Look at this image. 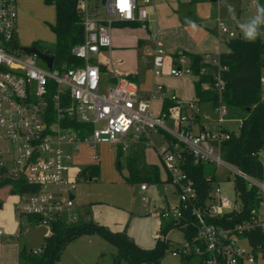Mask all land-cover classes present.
Returning a JSON list of instances; mask_svg holds the SVG:
<instances>
[{"label": "built area", "instance_id": "1", "mask_svg": "<svg viewBox=\"0 0 264 264\" xmlns=\"http://www.w3.org/2000/svg\"><path fill=\"white\" fill-rule=\"evenodd\" d=\"M149 1L103 0L104 13L111 18L101 19L90 15L87 0H78L83 35L70 52L81 62L57 66L52 60L48 68L45 63L37 64L42 59L35 53L15 44L16 0H0V176L29 185L27 190L12 187L11 193L18 195L16 227L45 223V237L52 234L53 221L68 224L84 218L73 204L79 168L69 163L80 142L92 148L108 143L125 151L151 145L165 173L164 181L176 197L173 204L166 201L158 214L183 232L182 242L170 244V254L184 264H264L262 244L250 238L252 231L264 235V165L260 160L259 174H251L223 157L222 143L233 132L222 126L224 104L210 107L215 114L213 126L204 127L198 120L201 104L196 98H181L155 80L163 68L169 75H193L187 56L177 53L169 58L161 46L154 45L150 58L153 80L146 91L124 76L103 85V72L97 62L90 61L102 46H109L111 20L146 25ZM215 22L220 34L235 36L218 17ZM150 38L156 40L153 34ZM201 59L206 65L197 74L211 73L221 88L225 65L217 54L204 53ZM260 82L264 85L263 77ZM155 98L160 101L158 111L150 107ZM164 98L170 101L167 106L162 104ZM73 119L77 126L71 124ZM151 132L161 134L160 144L154 143ZM262 149L254 152L258 158ZM185 155L192 164L202 163L211 170L203 175L204 188L185 172ZM219 169L231 177L233 198L216 184ZM138 187L144 190L147 184L142 181ZM27 215L36 219H27ZM189 225L191 234L186 232ZM5 232L0 226V235ZM10 232L17 235L19 230ZM164 237L163 233L162 240L167 241ZM30 251L39 253L40 246Z\"/></svg>", "mask_w": 264, "mask_h": 264}, {"label": "rangeland", "instance_id": "2", "mask_svg": "<svg viewBox=\"0 0 264 264\" xmlns=\"http://www.w3.org/2000/svg\"><path fill=\"white\" fill-rule=\"evenodd\" d=\"M17 1L18 10H22L17 17V26L24 37H29V40H23L20 36L19 41H36L42 44L52 43L53 34L49 29V23L54 20L53 5L45 3L43 0ZM246 1L215 0L214 4L210 2L211 7L204 5L201 15L212 19L210 23L214 22L213 18L215 16H218L225 22L227 27H231L236 33L240 32L244 38L238 23H245L257 11L253 13L252 6L254 4L250 2L251 9L247 8L244 11L243 8L246 7ZM87 2L89 3V13L92 17L111 18L110 15L104 13L102 4H98L97 0H87ZM255 4L256 7L257 5L264 6V2L258 1ZM229 6L235 11V20L231 18L228 10ZM110 25L113 27L111 29L110 63H108L112 70L116 72L115 77L125 76V73L135 71L139 87L145 90L150 88L153 79L151 67L146 58L148 50L133 45H126V43L133 41V35H136L135 33L138 32V29L125 28L124 25L126 24L116 20H111ZM235 25L238 26L237 29ZM260 37L264 40V34ZM122 43H125V45H121ZM163 50L166 51L164 48ZM93 57L95 59L98 57L107 58V51L96 53ZM37 64L44 66L42 60H37ZM261 77L264 78V75L262 74ZM131 80L133 79L131 78ZM155 80L158 82L163 81L162 83L173 88L180 97L193 96L191 88L192 77L190 75L184 77L168 75L166 70L163 69L162 76L155 77ZM261 88V94L264 96V85ZM203 105H208L207 107L209 108L200 105L199 119H202L203 125L212 127L215 114L210 111L208 103ZM150 107L158 111L160 101L156 98L152 99ZM225 111L226 113L223 117L226 120L222 123V126L236 133L244 111L237 106H225ZM150 136L156 145L161 141L160 136L157 134L151 132ZM117 152H120L118 156L122 162L120 166L115 165ZM124 153H126L125 150L118 151L114 145L108 143H99L94 148L88 142L82 141L78 144L69 163L81 169L80 172L86 166L96 165L97 173L89 179L88 173L85 172L84 175H81L76 180L73 189V204L80 205V210L86 212L85 214H80L76 207L75 211L82 216L87 215L94 224L105 228L107 231L120 232L127 235L141 248H157L164 233V238L167 240L166 246L159 255L157 264H184L177 256L171 255L169 249L171 243L183 241L182 229L176 226L165 228V221L160 218L157 211L159 208L166 206V201L168 204H173L176 197L172 194L171 186L164 181L165 173L156 152L151 145L144 146V161H142L144 170L148 169L147 166L149 164H154L157 167L158 180H144L147 184V189L142 193L138 191V181L130 182L126 179L127 169L124 165ZM94 154L96 155L95 157H93ZM259 158L264 165V149L260 150ZM215 181L222 193L228 198L234 197L233 182L231 177L226 178V172L221 169L217 170ZM10 189L8 184L0 187V225L5 227L7 231L14 225L15 215L13 210L18 200L16 193H9ZM141 195L145 196L146 199L143 200ZM143 202L144 204H142ZM25 229L27 231L24 232ZM46 229L45 223H40L36 226L20 224V231L16 237L10 238L11 240L9 241L0 239V262L5 264L12 262L14 264H31L28 261L17 258L15 249L22 245L26 248L38 247L42 243ZM115 254L116 248L114 244L102 233L97 230L82 231L63 243L52 264H128L122 257L116 259ZM133 264L145 263L139 261Z\"/></svg>", "mask_w": 264, "mask_h": 264}, {"label": "trees", "instance_id": "3", "mask_svg": "<svg viewBox=\"0 0 264 264\" xmlns=\"http://www.w3.org/2000/svg\"><path fill=\"white\" fill-rule=\"evenodd\" d=\"M43 1L52 4L54 7V22L49 24V28L54 34V41L49 44L35 41L32 45L51 54L53 63L57 66L79 64L80 59L70 52L71 46L79 42L83 35L82 14L79 10L78 0ZM258 1L264 2V0ZM223 42L226 49L217 53L220 64L225 65L220 73L221 88L215 83L211 73L197 74L199 68L206 65L202 61L201 55L182 50L175 54H185L189 60L192 74L196 75L195 80L192 81L194 98L201 103H208L210 107L222 103L225 106L240 107L244 111L238 131L236 133L231 132L230 136L223 141L222 155L226 160L246 172L259 174L261 163L254 152L264 146V98H261L262 84L260 82L261 75H264V41L258 38L255 42H249L245 38L235 35L224 38ZM100 69H105L102 64ZM126 77L132 78L130 74H126ZM162 104L167 106L170 101L164 98ZM71 124L78 125L74 119L71 120ZM119 155L120 152H117L116 157L118 158ZM184 160L185 172L200 189L204 188L203 175L207 172L211 173V170L202 163L192 164L187 155H185ZM125 167L127 169V181L158 180L157 167L154 164H149L148 169L144 170L140 149H135L125 155ZM85 172L88 173V176H93L97 173V166H86L82 170V175ZM4 184L19 190L29 188V185L20 179L11 180L0 176V187ZM237 184L241 187L238 181ZM243 198H245L244 194H242ZM26 218L36 219L32 218L31 215H27ZM172 226L173 224L170 222L165 223L167 229ZM51 227L53 232L50 236L43 237L39 253H32L25 250L24 247H20L17 251L18 258L31 264H52L65 241L77 233L89 230H97L109 239L116 248V259L122 257L128 264L139 261H143L145 264H157L159 262L158 257L166 246V241L161 240L157 248H141L127 235L107 231L91 220L82 217H78L77 220L68 224L56 220L51 222ZM192 231L193 227L189 225L186 228L187 234H191ZM250 238L252 241L260 242L264 249V235L262 233L252 231Z\"/></svg>", "mask_w": 264, "mask_h": 264}, {"label": "crops", "instance_id": "4", "mask_svg": "<svg viewBox=\"0 0 264 264\" xmlns=\"http://www.w3.org/2000/svg\"><path fill=\"white\" fill-rule=\"evenodd\" d=\"M210 2H212V4H214L215 0H150L149 3L147 4V7H146L147 8V15H146V25L144 27H141L139 25V22H137V21H118V20H116V21L126 24V25H124L125 28H131L133 30L138 29V32L135 33L136 35H133V41L126 43V45H131V46L133 45L135 47H141L145 50H148L146 58L148 60V63L150 64L149 66L151 67L150 69H151V75H152V66H151L150 58H151V54H152L151 49L154 45H158V46H161L162 48H164L166 50L165 52L169 58H173L175 56V53L178 50H182V51L189 52V53L199 54L202 56L204 53L217 54L218 52L226 49V47L224 48L225 44L223 42V39L227 38V37L224 34H220L216 28V22L215 21H216V17H218V16H215L213 18L214 22L210 23L212 19H210L208 17H203L201 15V10L204 8L205 4L209 5V7H211ZM97 3L102 4L103 2L101 3V0H97ZM247 8L251 9V6H250L248 0L246 1V7L243 8L244 11H246ZM252 10H253V13L257 10L256 4H254L252 6ZM21 11L22 10H18V1L16 0L15 35H16V44L18 47L22 46V45H32L33 42H35V41L28 42V41H22V40L19 41L20 36L23 40H29V37L26 38V37H24V35L22 33H20L19 27L17 26V17L19 16V13ZM99 18H101V17H99ZM219 19L222 20L221 18H219ZM53 22H54V20H53ZM49 24H51V23H49ZM193 25H195V27H193ZM112 27H113L112 25H109V32H110V44H109V46H102L99 49V51L97 52V53H99V52L107 51V58L98 57L95 59L94 57L92 58V56L94 54L90 57L91 61L97 62L99 67L102 64L103 67L105 68V69L101 70L103 72V78H102L103 85L105 83L112 82L115 79V76L113 74L116 73L112 70V68L109 65V63H110L109 62V54H110V48L112 46L111 45L112 44V41H111V37H112L111 29H112ZM227 28L234 31L231 27H227ZM235 28L237 29L238 26L235 25ZM238 33H239V36L242 37L240 32H237V33L235 32V35H237ZM52 34H53V32H52ZM151 34L155 35V37H156L155 41L150 38ZM259 38H261V37H259ZM53 41H54V34H53ZM262 41H264V40L262 39ZM121 45H125V43H122ZM42 52H44V51H42ZM45 53H47V52H45ZM47 54H49V53H47ZM126 74H130L132 79L134 80V82H136V84H137V81H136L137 80V74L135 71L125 73L124 77H126ZM160 75L162 76V74H160ZM160 75H158V76H160ZM158 76H156V77H158ZM190 76L192 77V81L195 80V78H196L195 76H193V75H190ZM180 77H184V76H180ZM152 79H153V76H152ZM151 83H152V81H151ZM162 84L164 86H166L164 83H162ZM192 85H193V83H191V88H192V93H193V86ZM137 87L140 91H146L147 90V89L145 90L144 88L143 89L140 88L138 84H137ZM166 87L175 93L173 88L168 87V86H166ZM193 95H194V93H193ZM192 97L193 96L185 97L184 99H188V98H192ZM181 98H183V97H181ZM261 98H264V96L262 94H261ZM200 104L203 107L206 106V105H203V104H205V102H202V103L200 102ZM207 108H209V107H207ZM198 120L202 126L207 127V126L203 125L201 118L199 119V117H198ZM209 127H211V126H209ZM152 133L160 136V140H161L159 142V144H160L162 142L161 134L159 132H152ZM114 147H116L118 149V151L119 150L122 151V149L118 145L114 146ZM152 148L155 149L154 146H152ZM135 149H140V151H142V161H144V146H139ZM135 149L126 151V153H124V157L126 154L131 153ZM73 152H75V150L72 151V157H73ZM72 157H71V160H72ZM116 160L119 161L118 166L122 165V162L120 161L119 158H117ZM124 165H125V163H124ZM80 170L81 169H79V173L77 174V179L82 175V172H80ZM90 177L91 176H88L89 179H90ZM10 188L11 189L9 190V193L12 194L11 193L12 186H10ZM146 189H147V187H146ZM146 189L140 190L138 187V191L140 193H142ZM73 198H74V195H73ZM76 208L78 209L80 214H85L86 211L80 210V205H76ZM13 212H14V210H13ZM83 217L84 218L86 217L88 220H91L87 215L83 216ZM15 220H16V216H15ZM3 228L6 232L0 235V239H3L4 241H9L18 235V234L17 235L11 234L10 231H12L14 229H17L20 231V227L19 228L16 227L15 222H14L13 227L9 231H7V229L5 227H3ZM21 247H24L25 250H29V251H30V248H32V247L26 248L24 245H22ZM19 248L20 247H17L15 249V255L17 258H18L17 251ZM12 263H9V264H12ZM246 264H248V263H246Z\"/></svg>", "mask_w": 264, "mask_h": 264}, {"label": "clouds", "instance_id": "5", "mask_svg": "<svg viewBox=\"0 0 264 264\" xmlns=\"http://www.w3.org/2000/svg\"><path fill=\"white\" fill-rule=\"evenodd\" d=\"M229 13L232 19H236L234 9L229 6ZM239 24V28L244 38L249 42H255L261 35V28L264 27V6L257 5L256 14L245 23ZM195 27V25H193Z\"/></svg>", "mask_w": 264, "mask_h": 264}, {"label": "water", "instance_id": "6", "mask_svg": "<svg viewBox=\"0 0 264 264\" xmlns=\"http://www.w3.org/2000/svg\"><path fill=\"white\" fill-rule=\"evenodd\" d=\"M103 2V0H101V3ZM237 36H239V33L237 34ZM21 50L29 52V53H35L40 59H42L45 63V65L49 68L51 67V62L53 59V56L51 54H47L45 52H42L41 50H39V48L33 46V45H22L19 46ZM177 52H180V50H178ZM115 165L118 166L119 165V161L116 160ZM11 192H13V190H11Z\"/></svg>", "mask_w": 264, "mask_h": 264}]
</instances>
